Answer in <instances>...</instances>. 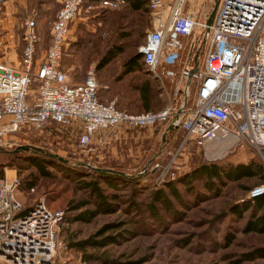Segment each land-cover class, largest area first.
<instances>
[{
	"label": "rangeland",
	"instance_id": "rangeland-1",
	"mask_svg": "<svg viewBox=\"0 0 264 264\" xmlns=\"http://www.w3.org/2000/svg\"><path fill=\"white\" fill-rule=\"evenodd\" d=\"M215 2L185 0L184 9L202 23L206 22ZM59 6L60 0L4 1L0 26L5 46H9H6V63L9 66H17L23 21L28 16L35 20L38 37L35 62L38 61L49 43L50 25ZM93 13L94 16L85 22L76 17L71 23V41L61 58L69 66L68 76L81 80L92 64L100 100L113 101L117 108L135 113L163 107L169 97L161 89V84L171 91L172 82L161 81L143 68L122 73L123 62L137 52L146 29L151 26L149 15L144 9L132 11L124 6L115 10L94 9ZM199 32L197 27L194 35ZM108 50L115 51V56L97 68V63ZM145 88L150 96L146 103L141 95ZM35 90L36 84L31 82L28 90L30 101L34 100ZM160 125L128 130L126 134L121 130L114 131L100 152L95 154L78 148L65 131L24 128L0 144V177H16L18 187L14 196L22 204L21 212L38 199L51 210L63 211L62 221L57 225L56 245L62 258L69 259V264H264V258L235 262L238 254L264 245V234L241 232L248 211L239 218L227 210L230 204L247 199L253 189L264 183L259 184L257 178L224 180L222 185L216 183L213 189H209L202 177L183 182L184 176L200 161L232 164L255 157L264 165L263 156L252 148L239 146L211 158L204 155L201 146L193 145L189 147V154L178 157L179 165L171 169L175 172L172 179L167 175L162 179L164 182L157 184V173L148 170V161L158 157L159 162H166L169 157L166 151H173L183 135L180 130L169 131L171 140L164 143L158 134ZM20 146L56 154L65 162L37 155L32 148L18 150ZM15 149L18 154L14 157L6 152ZM262 152L264 155V150ZM34 161L39 162L48 174L39 173ZM145 165L147 167L142 171ZM95 168L109 169L113 173L96 171ZM93 171H96L94 175L103 194L109 196L104 202L107 209L87 222L73 220L79 211L94 207L95 197L77 182V177L88 181ZM169 182L178 189V200L165 190V184ZM155 189L165 190L167 199L171 201L166 209L161 203L151 204ZM86 200L88 204L72 209ZM104 226V232L95 236ZM227 234L232 240L226 245L223 241ZM105 236L114 241L103 246L75 245L89 237L101 240ZM0 264L6 263L0 261Z\"/></svg>",
	"mask_w": 264,
	"mask_h": 264
},
{
	"label": "built area",
	"instance_id": "built-area-1",
	"mask_svg": "<svg viewBox=\"0 0 264 264\" xmlns=\"http://www.w3.org/2000/svg\"><path fill=\"white\" fill-rule=\"evenodd\" d=\"M4 1L0 0V11ZM125 2L60 0L49 43L37 62L35 20L26 17L16 67L6 63L0 26V144L24 128L54 129L69 133L78 148L95 154L114 131L126 134L164 124L183 135L173 151H166V162L158 157L148 161V170L157 173V184L167 175L172 179L178 157L193 145L201 146L211 158L246 146L264 159V0H217L202 46V33H194L206 23L185 11V0H146L151 26L137 47L140 63L148 74L172 82L173 87L168 91L161 84L169 97L163 107L136 113L99 99L94 65L87 67L79 82H69L60 68L73 20L85 22L92 10H115ZM197 54L198 67L190 73ZM31 82L36 84L33 101L28 93ZM17 187L15 176L0 177V261L69 264L56 245L63 211L51 210L38 199L21 213L22 204L14 196ZM263 192L264 185L250 196Z\"/></svg>",
	"mask_w": 264,
	"mask_h": 264
},
{
	"label": "trees",
	"instance_id": "trees-1",
	"mask_svg": "<svg viewBox=\"0 0 264 264\" xmlns=\"http://www.w3.org/2000/svg\"><path fill=\"white\" fill-rule=\"evenodd\" d=\"M126 2L130 5L132 9H138L141 7L142 4L146 2V0H126ZM115 56V51L108 50L106 53L101 57L100 61L97 63V68L102 67V65L108 63L113 57ZM141 63H140V54L136 52L133 56L127 58L123 64H122V73H128L135 70L141 69ZM141 95L143 99H145V103L149 100V92L145 88L141 91ZM145 108H148L147 104H145ZM147 111V110H145ZM142 112V111H141ZM22 150V149H18ZM25 151V150H23ZM28 151V150H27ZM10 156L14 157L18 154L17 149L13 151H6ZM37 155H41L43 157L56 159L49 157L45 155L42 152L36 151ZM58 160V159H57ZM59 161V160H58ZM35 168L39 173L42 175H47L48 172L45 171L43 166L39 162H35L34 164ZM190 173L186 174L183 178V182H187L188 180L193 179L194 177H202L204 178L205 186H207L209 189H211L213 186H215L216 183L223 184L225 181H237L239 179L243 178H257L259 179L260 183H264V165L262 162H260L255 157L250 158L247 162H238V163H209L200 161L195 164V167L191 169ZM97 171V170H96ZM96 171H93L90 175V179L88 181H84L77 177V182H79L80 186L86 190H88L89 194L94 199L97 200L95 202L94 200V207L92 209H84L82 211H79L76 213L72 219L80 222H87L89 219H91L93 216H95L97 213L105 211L106 206V200L109 198V196L103 194L101 188L98 186L97 179L95 177ZM110 172V171H107ZM110 173H113L112 171ZM112 175V174H111ZM119 175V174H118ZM225 180V181H224ZM106 181V180H105ZM108 182V181H106ZM127 182H130L127 180ZM208 183V184H207ZM109 184V183H107ZM167 192L174 197L178 198V189H176V186L173 182H169L165 184ZM213 189V188H212ZM164 189H155L152 192L151 196V204H155L156 202L161 203L165 206H163L165 209L168 205H170L171 201L167 199L168 196H166V192ZM178 200V199H177ZM89 201H81L79 204L72 207V209L80 208L86 204H88ZM92 203V202H91ZM105 204V206H104ZM228 211L230 213H234L237 217L241 218L244 215V212L248 211V216L245 219L243 227H241V232L244 233H258V234H264V192L256 195V196H249L247 199L241 200L239 203H232L228 206ZM23 213V212H21ZM104 228L101 230H98L95 233V236L100 235L104 232ZM232 240V237L230 235H226L224 238V244H228ZM114 241L113 238L110 236H105L101 240H93L91 237H89L86 240L80 241L78 243H75V245L78 247L83 246L84 244H88L91 246H103L107 244L108 242ZM258 258H264V245H257L252 247L250 250L238 254V258L235 261L236 263H240L243 261H253Z\"/></svg>",
	"mask_w": 264,
	"mask_h": 264
},
{
	"label": "crops",
	"instance_id": "crops-1",
	"mask_svg": "<svg viewBox=\"0 0 264 264\" xmlns=\"http://www.w3.org/2000/svg\"><path fill=\"white\" fill-rule=\"evenodd\" d=\"M122 6H124V8H127V9H129V10H132V11H139V10H142V9H144V11L147 13V15H148V12H147V8H146V2L144 3V4H142L141 5V7L140 8H138V9H132L131 7H130V5L127 3V2H125V4L124 5H122ZM89 17H93L92 16V14H90V15H88V19H89ZM81 20V19H80ZM7 47H9L8 45H6ZM65 55V54H64ZM62 61H63V59H62ZM61 61V63H60V68H61V70L65 73V75H67L66 76V78H67V80L69 81V82H79V81H81L82 80V78H81V80H80V78H75V79H73V78H71V76H68L69 74H68V72H69V66L67 65V64H64L63 62ZM149 130V129H148ZM178 131L177 129H175V128H169V126H167V125H164V124H161L160 126H159V129H158V134H159V137L161 138V140H163V142L165 143V142H168V141H170L171 140V136H170V132L169 131ZM166 138V139H165ZM192 147V146H191ZM189 151H191V148H188L186 151H184V153L183 154H189Z\"/></svg>",
	"mask_w": 264,
	"mask_h": 264
},
{
	"label": "water",
	"instance_id": "water-1",
	"mask_svg": "<svg viewBox=\"0 0 264 264\" xmlns=\"http://www.w3.org/2000/svg\"><path fill=\"white\" fill-rule=\"evenodd\" d=\"M216 4H217V0H216V2L214 3V5H213V7H212V10H211V12H210L208 18L206 19V22H205V23H206V27L200 31V32L202 33L201 46L204 44L205 39H206V37H207V35H208V27H207V26H208V25L210 24V22H211L212 16H213L214 11H215V8H216ZM198 63H199V55L197 54V55H195V56L193 57V66L191 67L190 73H193V72L196 71V69H197V67H198ZM169 128H172V127L169 126ZM19 148L22 149V150H25V151L29 150V148H32L31 150H35V151H38V152H42L41 149H35V148H33V147H28V146H20ZM43 153H44L45 155L49 156V157L56 158V159H58L59 161H63V162H65L64 159H61V158L58 157L56 154H52V153H48V152H43ZM95 170H100V171L107 170V171H110L109 169H98V168H95ZM112 172H113V171H112Z\"/></svg>",
	"mask_w": 264,
	"mask_h": 264
},
{
	"label": "bare ground",
	"instance_id": "bare-ground-1",
	"mask_svg": "<svg viewBox=\"0 0 264 264\" xmlns=\"http://www.w3.org/2000/svg\"><path fill=\"white\" fill-rule=\"evenodd\" d=\"M217 64H215L214 66L216 67Z\"/></svg>",
	"mask_w": 264,
	"mask_h": 264
},
{
	"label": "flooded vegetation",
	"instance_id": "flooded-vegetation-1",
	"mask_svg": "<svg viewBox=\"0 0 264 264\" xmlns=\"http://www.w3.org/2000/svg\"><path fill=\"white\" fill-rule=\"evenodd\" d=\"M197 47V44H196V46H195V48Z\"/></svg>",
	"mask_w": 264,
	"mask_h": 264
}]
</instances>
